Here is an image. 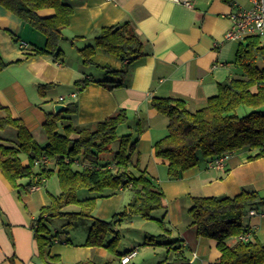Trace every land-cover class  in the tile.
I'll return each instance as SVG.
<instances>
[{
    "label": "crops",
    "instance_id": "obj_1",
    "mask_svg": "<svg viewBox=\"0 0 264 264\" xmlns=\"http://www.w3.org/2000/svg\"><path fill=\"white\" fill-rule=\"evenodd\" d=\"M187 1L190 7L173 0H70L73 13L61 32L58 59L35 55V50L45 45L44 35L0 4V58L5 64L0 72V104L24 124L39 145L46 143L43 124L47 114H55V105L64 106L59 113L78 126L96 124L124 110L128 122L119 128V134L136 136L140 131L133 171L144 172L165 195V209L158 210L161 216L156 218H161L164 226L168 224L166 238L180 241L190 264H213L220 253L215 241L196 237L189 227V197H234L243 190L264 197V157L249 160L255 151H236L224 171L200 162L181 178L169 180L166 166L153 154L154 143L166 135L167 120L150 102L152 98L179 99L188 111L195 112L217 94L219 84L237 76L234 58L238 43L224 42V34L234 4L247 8L250 0ZM54 14L51 8L37 12L40 18ZM125 22L144 42L143 56L120 61L96 49L92 64L84 65L79 50L92 44L102 28ZM110 71L124 73L118 76ZM84 79L92 82L78 88L75 82ZM104 81L120 85L110 89L99 84ZM60 97L64 100L59 101ZM71 104L76 112L68 116L65 111ZM0 137L14 140L15 132L6 129ZM30 193L34 192L19 198L0 172V264H47L38 256L33 237L41 207L32 204ZM252 211L254 215L248 212L244 217V226L250 239L264 243V206ZM57 232L52 231L56 237L51 246L59 243ZM85 248L88 256L105 249Z\"/></svg>",
    "mask_w": 264,
    "mask_h": 264
},
{
    "label": "trees",
    "instance_id": "obj_2",
    "mask_svg": "<svg viewBox=\"0 0 264 264\" xmlns=\"http://www.w3.org/2000/svg\"><path fill=\"white\" fill-rule=\"evenodd\" d=\"M69 1L0 0V4L44 35L45 45L37 48L35 55L58 59L61 32L68 27L73 13ZM47 8L54 9L55 14L40 18L37 12ZM143 46L142 39L125 22L102 28L93 43L80 49L79 54L84 65L92 64L96 49L120 61L131 62L143 56ZM234 65L237 76L219 84L217 94L195 112L188 111L179 99L152 98L151 107L167 120L166 135L154 143L153 154L166 166L169 180H177L200 162L208 163L225 153L246 150L255 151L249 160L264 157V37L252 36L239 43ZM4 67L0 58V72ZM110 72L118 76L124 73ZM91 82L84 79L75 85L84 89ZM99 84L110 89L120 85L107 81ZM241 110L248 111L240 115L238 111ZM75 112V104L65 111L68 116ZM127 122L124 110L90 126L75 125L61 113L47 114L43 124L46 143L39 145L24 124L0 104V132L6 129L15 132L14 140L0 137V172L18 191V197L28 194L33 185L41 187L53 175L58 181L60 193L51 196L49 204L39 209L33 224L38 256L47 264L61 262L60 256L51 255L49 250L56 237L48 226L52 219H64L65 227L69 228H74L79 220H91L84 247L105 248L120 257L122 255L116 251L119 234L115 230L120 219L138 216L143 220H154L164 232L168 231L162 219L151 217L154 211L165 209L164 192L144 172L136 174L133 171L132 158L140 131L136 136L119 134V128ZM22 154L27 157L26 164L20 159ZM41 158H46L47 162L35 165ZM25 179L27 183L22 184ZM81 189L96 196L80 200L76 194ZM126 190L131 193V198L125 210L113 221L92 216L98 199ZM189 199V227L194 229L196 237L216 242L220 256L213 264H264V243L256 239L247 242L237 239L248 232L244 217L253 208L264 206V197L258 192L243 190L234 197L191 196ZM70 205L76 206L78 211H64ZM178 243L179 240H173L166 244L171 257L159 264H190Z\"/></svg>",
    "mask_w": 264,
    "mask_h": 264
},
{
    "label": "rangeland",
    "instance_id": "obj_3",
    "mask_svg": "<svg viewBox=\"0 0 264 264\" xmlns=\"http://www.w3.org/2000/svg\"><path fill=\"white\" fill-rule=\"evenodd\" d=\"M238 112L240 115L243 114L242 111ZM20 159L23 164L27 163V157L25 155H20ZM26 183V179L22 180V184ZM59 193L58 181L56 176L53 175L42 184L38 191L29 194V200L32 204L40 208L48 205L51 196H57ZM94 196L96 194L90 193L85 189L79 190L76 194V197L80 200ZM130 198L131 193L127 190L116 196L100 198L96 202L92 216L106 222L113 221L118 214L125 210ZM64 211L76 212L78 208L70 205ZM159 212L158 210L153 212L152 217L156 218L161 216V211ZM156 219L159 220V218ZM120 220L115 227V230L119 234L116 251L120 255H124L132 248L138 249L137 256L130 264H159L161 261L167 259V257H171V254H168L165 249L170 238L169 236L166 238L167 233L161 229L157 222L154 220H143L138 216L126 217ZM90 222L91 220L88 219L79 220L75 223L76 226L74 228L65 227L66 221L61 218L52 219L48 223V226L53 232L58 231L59 233L56 238V241L59 243L51 246L49 250L53 254L59 253L61 258L60 264H75L76 262L119 264L120 256H117L107 249L92 251L90 252V256L87 255L86 248L83 244L87 237ZM165 229L169 230L168 224L166 223ZM147 237H154V239H147ZM110 239L111 236L107 240L109 241Z\"/></svg>",
    "mask_w": 264,
    "mask_h": 264
},
{
    "label": "built area",
    "instance_id": "obj_4",
    "mask_svg": "<svg viewBox=\"0 0 264 264\" xmlns=\"http://www.w3.org/2000/svg\"><path fill=\"white\" fill-rule=\"evenodd\" d=\"M177 3H182L186 7H190V3L187 0H173ZM234 11L228 14L230 26L224 34V42L242 43L247 38L252 36L264 37V0H250V6L245 8L240 5L234 4ZM75 97V95H72ZM64 98L60 97L59 101H63ZM232 153L222 154L207 163L209 169L218 171H224L227 161L230 159ZM38 162H47L46 158H41ZM41 187L33 185L30 187V192H36ZM250 215H254L255 212L250 210ZM239 241L247 242L250 240V234L248 232L241 234L237 237ZM138 249L134 248L128 253L122 255L119 259L120 264H130L131 260L137 255Z\"/></svg>",
    "mask_w": 264,
    "mask_h": 264
},
{
    "label": "water",
    "instance_id": "obj_5",
    "mask_svg": "<svg viewBox=\"0 0 264 264\" xmlns=\"http://www.w3.org/2000/svg\"><path fill=\"white\" fill-rule=\"evenodd\" d=\"M53 109H54L55 114H58L62 109H64V106L55 105Z\"/></svg>",
    "mask_w": 264,
    "mask_h": 264
}]
</instances>
